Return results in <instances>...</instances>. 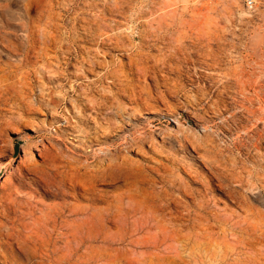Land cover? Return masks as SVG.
Returning <instances> with one entry per match:
<instances>
[{
    "label": "rangeland",
    "instance_id": "374dc122",
    "mask_svg": "<svg viewBox=\"0 0 264 264\" xmlns=\"http://www.w3.org/2000/svg\"><path fill=\"white\" fill-rule=\"evenodd\" d=\"M106 263L264 264V6L0 0V264Z\"/></svg>",
    "mask_w": 264,
    "mask_h": 264
},
{
    "label": "built area",
    "instance_id": "2783aa9c",
    "mask_svg": "<svg viewBox=\"0 0 264 264\" xmlns=\"http://www.w3.org/2000/svg\"><path fill=\"white\" fill-rule=\"evenodd\" d=\"M242 6L247 12H255L257 8L261 5L264 6V0H240Z\"/></svg>",
    "mask_w": 264,
    "mask_h": 264
},
{
    "label": "bare ground",
    "instance_id": "6f19581e",
    "mask_svg": "<svg viewBox=\"0 0 264 264\" xmlns=\"http://www.w3.org/2000/svg\"><path fill=\"white\" fill-rule=\"evenodd\" d=\"M98 241V240H97ZM137 245V244H136ZM48 246H50V245H48ZM138 246V245H137ZM170 246H172V245H170ZM45 248V247H44ZM138 248V247H137ZM170 248V247H169ZM75 249V248H74ZM176 251V250H175ZM133 252V251H132ZM123 255V254H122ZM133 255H134V253H133ZM129 256V255H128ZM143 256H145V254L143 255ZM147 256V255H146ZM164 256V255H163ZM172 257V256H171ZM75 258V257H74ZM139 258V257H138ZM108 259V258H107ZM121 259V258H120ZM132 259V258H131ZM137 259V258H136ZM140 259V258H139ZM44 260V259H43ZM117 260H118V258H117ZM127 260V259H126ZM148 260V259H147ZM166 260V259H165ZM44 262H46V260L44 261ZM116 263V262H115ZM138 263V262H137ZM149 263V262H148ZM107 264V263H106Z\"/></svg>",
    "mask_w": 264,
    "mask_h": 264
}]
</instances>
